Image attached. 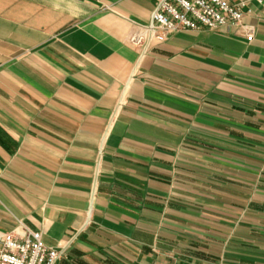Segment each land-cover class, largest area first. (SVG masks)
<instances>
[{
	"label": "crops",
	"instance_id": "1",
	"mask_svg": "<svg viewBox=\"0 0 264 264\" xmlns=\"http://www.w3.org/2000/svg\"><path fill=\"white\" fill-rule=\"evenodd\" d=\"M261 1L252 42L179 32L137 64L154 0H0V234L57 264H264Z\"/></svg>",
	"mask_w": 264,
	"mask_h": 264
},
{
	"label": "built area",
	"instance_id": "2",
	"mask_svg": "<svg viewBox=\"0 0 264 264\" xmlns=\"http://www.w3.org/2000/svg\"><path fill=\"white\" fill-rule=\"evenodd\" d=\"M252 2L262 4L261 0H154L150 22L137 25L126 43L139 50V59L146 56L153 43L162 44L179 32L236 27L250 43L255 29L243 21ZM63 252L45 247L38 234L28 233L22 240L13 234H0V264H57Z\"/></svg>",
	"mask_w": 264,
	"mask_h": 264
},
{
	"label": "rangeland",
	"instance_id": "3",
	"mask_svg": "<svg viewBox=\"0 0 264 264\" xmlns=\"http://www.w3.org/2000/svg\"><path fill=\"white\" fill-rule=\"evenodd\" d=\"M137 25H133V29L136 27ZM140 26V25H139ZM132 29V31H133ZM127 41V40H126ZM127 44V43H126ZM128 46V45H127ZM145 57L139 59V55H138V61H137V64L141 63V61L144 59ZM126 104V90H122L120 95H119V98L117 99L115 105H114V108H113V111H112V114L109 118V120L107 121V124H106V131H105V135L107 134V131L108 129H110V127L113 125L114 123V120L118 117V115L120 114V111L123 109V107L125 106ZM106 138V137H104ZM104 138H103V141H104Z\"/></svg>",
	"mask_w": 264,
	"mask_h": 264
}]
</instances>
